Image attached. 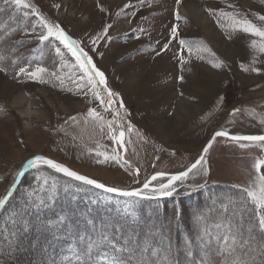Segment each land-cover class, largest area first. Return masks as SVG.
Masks as SVG:
<instances>
[{
	"label": "rangeland",
	"instance_id": "rangeland-1",
	"mask_svg": "<svg viewBox=\"0 0 264 264\" xmlns=\"http://www.w3.org/2000/svg\"><path fill=\"white\" fill-rule=\"evenodd\" d=\"M36 1L31 0L45 17L59 23L67 35L79 41L96 67L104 72L108 87L119 94L129 113L127 120L140 135L134 133L130 137L126 152L118 149L128 165L122 167L114 160L104 161L103 156L96 155L97 151L111 155L117 145L108 138L107 129L101 133L91 123L85 125L83 117L90 107L97 108L105 119H111V113L104 112L91 95L85 96L77 90L76 83L68 78L70 69L62 68L56 48L59 46L69 64L74 63V59L58 41L50 38L40 48V57H44L50 42L58 44L54 48L56 55L41 64L32 63L30 71L45 67L49 72H57L65 78L63 85L47 75V82L39 83L27 76L10 79L0 72V111L3 116L0 118V198L6 195L25 159L36 155L53 158L70 170L106 186L132 190L140 188L157 172L174 175L185 171L199 157L212 134L221 128L233 134L264 135V124L260 123V118L264 117V62L256 64L262 69L260 74L241 71L239 65L248 64L251 60L249 43L252 37L242 32L222 31L216 20L205 11L206 8L239 11L259 25L261 22L254 14L264 15L261 0H181L179 12L184 18L181 21L174 17L176 0H145L143 4L140 0ZM57 4L59 9L54 6ZM229 4L235 5V9L229 8ZM100 6L105 11L102 12ZM195 6L201 10L209 28L219 36L224 50L210 40L190 14L183 11ZM118 12L121 15L117 16ZM108 24L112 27L107 36L93 45L92 40ZM174 24L179 26V37L170 40V29ZM40 32L41 29L35 33L29 30L33 39L27 46L39 43ZM179 39L202 41L224 62V67L212 68L208 63L211 58L205 53L204 60L193 55L185 65L186 70L181 72L179 56L187 57L188 53L181 50ZM165 43H169L168 50L157 56L156 51H161ZM260 60L264 61V57ZM71 74L79 82L82 73L71 70ZM181 75L184 76L183 81L179 79ZM18 93L22 100L18 105H12ZM118 105L119 101L113 107ZM236 108L241 111L232 116ZM252 110H255V115L250 114ZM72 116L78 117L79 123L70 121ZM259 156H264V152L258 148L240 149L231 142L226 143L224 138H217L210 149L209 174L205 180L189 181L198 187H180L182 189L173 195L181 198L189 192L206 190L212 184L232 188L247 186L253 173V157ZM135 169H139V176ZM38 175L47 176L49 184L55 179L58 185H65L64 180L46 168L33 169L23 177L6 210L0 212V264H8V255L13 251L30 252V247H36L32 232L34 223L25 219L24 213L27 193L38 187L35 179ZM73 192L76 198L82 193L81 190ZM88 194H93L95 199H87L91 205L101 208L107 204L124 216L128 198L98 189ZM56 198L46 201L38 209L29 208L27 211L35 213L52 208ZM135 207L136 204L130 209L134 216ZM24 222H27V231L23 230ZM60 223L56 220L51 226ZM5 236L9 239L6 240ZM63 239L59 236L58 244L49 242L36 253H26L23 264H60L71 243Z\"/></svg>",
	"mask_w": 264,
	"mask_h": 264
},
{
	"label": "snow or ice",
	"instance_id": "snow-or-ice-1",
	"mask_svg": "<svg viewBox=\"0 0 264 264\" xmlns=\"http://www.w3.org/2000/svg\"><path fill=\"white\" fill-rule=\"evenodd\" d=\"M140 2L143 4L145 0H140ZM3 3L12 6L14 13H22L25 19L29 16L36 18L41 28V32L38 34L41 45L51 38L59 41L71 54L75 62L69 64L64 60L61 49L56 48L57 55L61 57V66L70 69L68 78L76 83L77 90L83 92L85 96L91 95L95 101L99 102V106L103 108L104 112L111 113L112 117L111 119H105V116L93 107H90L83 117L85 125L91 123L99 128L101 133L107 129L108 138L117 145V148L112 150L111 155L99 151L96 152V155L103 156L104 161L114 160L122 167L128 165L129 162L124 159L118 149H123L126 152L127 144L131 143L130 137L134 133L138 136L140 134L135 130L134 125L127 120L129 113L125 109L119 94L108 87L104 72L96 67L92 57L80 46L79 41L67 35L59 23H54L45 17L31 0H3ZM261 3H264V0H261ZM180 4L181 0H176V10L174 12L176 21L184 19L179 12ZM54 6L57 9L60 7L58 4ZM149 6H151L150 3ZM125 7H130V5H125ZM228 7L235 9V5L232 4H229ZM3 10L0 7V11ZM100 10L105 11L103 6H100ZM205 11L216 20L222 31L228 33L230 30L233 34L242 32L252 37L249 43L251 60L248 64L241 63L239 67L245 73L260 74L262 69L256 67V64L264 62L260 60L261 57H264V15L254 14L256 19L261 22L258 25L248 19L246 13L239 11L225 12L222 10L216 11L212 8H206ZM119 15H121L120 12L117 13V16ZM111 27L110 24L105 25L102 32L92 40L93 45L107 36ZM178 27V24L171 27L170 40L178 39ZM32 31L35 33V25ZM134 31L137 30L134 29ZM138 31L142 32L144 30L138 29ZM229 38H231V35H229ZM179 45L182 51L186 50L188 53L187 57L183 54L179 56L181 72L186 70L185 65L189 63L193 55L196 59L204 60L205 53L211 58L208 63L211 64L212 68L220 69L224 67V62L217 58L216 54L205 46L202 41L193 42L179 39ZM168 48L169 43H165L161 51H156V55L160 56L162 51L166 52ZM5 59L4 54L0 53V62ZM11 63L15 65L17 61L13 59ZM71 70L82 73L79 82L73 78ZM0 72H6V68L0 67ZM19 73L39 83L47 82L46 75L54 77L61 85L65 82L64 76L58 75L57 72H49L45 67H36L35 70L30 71L28 68L21 66L19 67ZM179 79L183 81L184 76L181 75ZM84 89H87V91H84ZM220 100L222 102L223 97ZM118 101V107H113ZM240 111L239 108L233 109L231 115L235 116ZM250 114L255 115V110H252ZM69 119L73 123H79V118L76 116ZM260 123L264 124V117L260 118ZM126 137H128L127 141ZM217 138H224L226 143L231 142L240 149L258 148L264 152V135L231 134L227 129L221 128L212 134L199 157L185 171L174 175L157 172L146 179L141 188L135 190H122L106 186L94 179L78 174L52 159L36 155L27 160L16 173L14 182L8 188L6 195L0 198V211L6 210V206L16 191V185L19 183L20 177L25 175L26 170L35 169L39 171L46 167L79 182L81 185L92 186L101 189L105 193H114L117 196L128 198V207L124 209V223L116 222L109 225L101 220L100 227L97 229L96 222L93 219H88L87 225L90 227V231L76 234L75 243L68 245L66 254L60 260V264H179L176 256L180 252L183 253L186 264H264V172H262V169H264V156L253 157L251 166L253 173L247 186H237L240 188L238 196L236 198L228 197L227 203L221 204L220 207L223 211L217 219L209 223L207 217L197 215L196 220L201 226L197 229L196 239L194 241L191 238L185 239L183 248H178L177 252H173L170 239L167 245L164 244L162 238L156 239L158 233L154 225L143 231H137V228L128 224L127 218L129 216L132 217L133 225L138 224V218L130 211L138 199L159 201L163 197L172 196L180 187L186 189L197 187L196 185H186L185 181L190 178V174L192 178L197 175L208 176V155L210 149L217 142ZM135 174L139 176V169H135ZM35 179L38 187L27 193L25 212L29 208H40L46 201L54 200L58 194V184L55 179L52 180L51 184H49V178L44 175H38ZM154 181L158 183L153 184ZM200 186L202 187V185ZM70 187L72 185L65 183L64 191L67 192ZM80 190L77 187V191ZM101 199L105 198L102 197ZM63 219L64 217H60L61 222ZM15 222L13 217V223ZM23 230L27 231V222H24ZM5 239L8 240L9 237L5 236Z\"/></svg>",
	"mask_w": 264,
	"mask_h": 264
},
{
	"label": "trees",
	"instance_id": "trees-1",
	"mask_svg": "<svg viewBox=\"0 0 264 264\" xmlns=\"http://www.w3.org/2000/svg\"><path fill=\"white\" fill-rule=\"evenodd\" d=\"M36 3L38 6L41 5L37 1ZM0 7L4 9L0 11V53L6 57L3 62H0V67L6 68V72H2L5 76L16 80L18 77L25 76L19 73V67L23 66L30 70L34 65L32 63L41 64L44 60L55 56L54 48L58 44L50 42L43 53L44 57H40L39 51L42 47L40 43L36 45L32 43L31 46H27L33 39L29 30L33 32L34 25L35 32L36 30L39 32L41 29L36 18L29 16L25 19L22 13H14L13 7L4 4L3 0H0ZM35 53L38 58L34 57ZM13 59L17 61V64L11 63ZM0 118H3L1 111ZM48 170L72 187L65 192L64 185H58L57 198L52 208L35 213L28 211L24 213V218L30 223H34L32 232L36 247H30V252L13 251L8 255V264H23L26 253H36L49 242L58 244L57 238L59 236H63L64 242L68 240L75 243L74 238L77 233L83 234L90 231V227L87 225L88 219H93L96 222L97 229L100 227L101 220L109 225L116 222L124 223V216H121V213L114 207L105 204L100 208L88 202V198L95 200L93 194L89 195L88 192H94L96 189L81 185L79 182L62 176L51 169ZM77 187L81 189L82 193L76 198L73 191L77 190ZM239 191L240 188L237 186L232 188L228 185L212 184L206 190L199 189L195 192H189L181 198L172 195L159 201L138 199L137 207H135V217L138 218V224L133 225L130 216L127 221L132 227L137 228V231H143L154 225L158 233L156 239L162 238L165 245L170 239L173 252H177L178 248H183L185 239L191 238L193 241L196 239L197 229L201 226L196 220L197 215L207 217L208 222L211 223L222 213L221 204L227 203L228 197L236 198ZM60 217H64L63 221L58 226L52 227L51 223L60 220ZM176 259L179 264H186L182 252L176 256Z\"/></svg>",
	"mask_w": 264,
	"mask_h": 264
},
{
	"label": "bare ground",
	"instance_id": "bare-ground-1",
	"mask_svg": "<svg viewBox=\"0 0 264 264\" xmlns=\"http://www.w3.org/2000/svg\"><path fill=\"white\" fill-rule=\"evenodd\" d=\"M181 9V8H180ZM182 9H183V7H182ZM183 11H186V13H188V14H190L191 15V17L194 19V21H195V24L200 28V29H202L204 32H205V34L207 35V36H209L210 37V40H213L212 42H216V43H218L219 44V46L221 45L220 43H219V36L217 35V34H215V33H213V30L212 29H210L209 28V23H207V21H205V19L202 17V15H201V10H199V9H197L196 8V6L195 7H191L190 8V10H186V9H183ZM210 30V31H208V30ZM222 46V48L224 47V45H221ZM222 50H224V48L222 49ZM20 100H22V97H21V95H19V93H18V95L17 96H15L14 97V99H13V101H12V105H18L19 103V101ZM21 102V101H20ZM23 102V101H22ZM31 112V111H30ZM32 113V112H31ZM210 153V152H209ZM208 157H209V155H208ZM209 168V167H208ZM205 178L206 177H204L203 175H197V176H195L194 178H192L191 177V175H190V178L188 179V180H186L185 181V184H191V183H189V181H195V180H197V179H204L205 180ZM191 185H193V184H191ZM182 188H184V187H182ZM182 188H180V189H182Z\"/></svg>",
	"mask_w": 264,
	"mask_h": 264
},
{
	"label": "water",
	"instance_id": "water-1",
	"mask_svg": "<svg viewBox=\"0 0 264 264\" xmlns=\"http://www.w3.org/2000/svg\"><path fill=\"white\" fill-rule=\"evenodd\" d=\"M28 170H30V169H28ZM28 170H26L25 171V173L28 171ZM61 174V173H60ZM63 175V174H62ZM23 177V176H22ZM22 177H20V180L22 179ZM69 178V177H68ZM20 180H19V182H20ZM19 184V183H18ZM18 184L16 185V188H17V186H18ZM101 190V189H100ZM109 194H112V195H116V194H114V193H109Z\"/></svg>",
	"mask_w": 264,
	"mask_h": 264
},
{
	"label": "crops",
	"instance_id": "crops-1",
	"mask_svg": "<svg viewBox=\"0 0 264 264\" xmlns=\"http://www.w3.org/2000/svg\"><path fill=\"white\" fill-rule=\"evenodd\" d=\"M42 156H45V155H42ZM45 157H47V156H45ZM47 158H49V157H47ZM30 158H28V159H25V161H27V160H29ZM50 159H52V160H54V161H57V160H55V159H53V158H50Z\"/></svg>",
	"mask_w": 264,
	"mask_h": 264
}]
</instances>
